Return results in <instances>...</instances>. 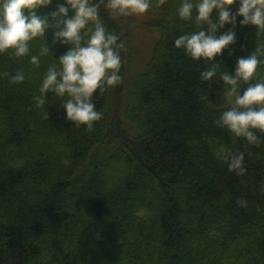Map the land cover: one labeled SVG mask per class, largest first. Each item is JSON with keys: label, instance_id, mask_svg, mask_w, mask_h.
I'll return each mask as SVG.
<instances>
[{"label": "trees", "instance_id": "16d2710c", "mask_svg": "<svg viewBox=\"0 0 264 264\" xmlns=\"http://www.w3.org/2000/svg\"><path fill=\"white\" fill-rule=\"evenodd\" d=\"M59 1L35 9L38 16L45 10L41 18L50 26L29 42L27 55L17 58L11 49L0 54V264H264V133L253 130L260 143L252 145L214 123L229 110L220 107V95L231 87L222 77L235 74L239 58L264 48V32L237 16L234 28L226 24L216 32L219 37L232 29L236 42L212 61L193 60L174 41L208 26L194 18V25L182 21L177 30L168 20L182 0L159 8L152 0L158 19L151 26L159 36L143 70L124 84L133 56H126L121 27L101 2V22L125 43L122 83L94 93L103 117L89 132L66 119L67 97L49 92L43 108L36 107L48 67H58L72 47L54 37L63 25L55 27L51 13L58 4L70 8ZM172 2L181 3L172 8ZM239 7L240 0L229 6L232 13ZM73 15L70 8L64 19ZM211 18L217 19L215 9ZM89 27L94 24L82 30V44ZM33 55L38 72H28V93L16 95L10 77L25 75L23 63ZM213 67V80L200 81V73ZM259 82L264 64L233 94ZM237 152L245 155L242 177L224 160ZM107 171L116 176L105 182ZM137 200L150 201L133 208ZM141 242L143 251L131 255Z\"/></svg>", "mask_w": 264, "mask_h": 264}, {"label": "clouds", "instance_id": "9594fccd", "mask_svg": "<svg viewBox=\"0 0 264 264\" xmlns=\"http://www.w3.org/2000/svg\"><path fill=\"white\" fill-rule=\"evenodd\" d=\"M102 0L98 3L92 0H67V5L74 10V15L68 17L69 7L64 4L57 5V11L51 17L57 20L55 27L63 25L54 37L61 43L71 44L72 47L59 57L57 65L48 67L39 89L40 96L36 97V107L43 108L45 94L52 92L55 96L67 99L63 102L66 119L75 124L77 128L86 126L91 132L94 123L102 119L103 113L96 110L92 102L94 93L99 90L103 94L107 88L118 86L122 83L119 74L122 67L121 50L125 43L119 35L109 31L101 22L99 9ZM51 0H0V54L13 50L12 54L19 58L29 53V42L44 34L50 25L47 18H41L35 9L47 6ZM235 0H182L178 8L181 20L191 21L195 10V21L198 25H207V30H199L190 34L180 35L174 41L177 49H183L193 60L205 59L212 61L214 57L222 54L229 45L236 42V33L229 29L219 37L216 32L226 24L236 25L237 16H242V25H254L258 32H264V0H240V7L236 13L230 11L229 6ZM166 4V0H155V7ZM153 6L152 0H107L106 8L120 16H141ZM24 9L30 15L24 14ZM217 11V19L213 21V10ZM94 24V29L85 32L88 36L86 43L82 44L81 32L89 23ZM47 49L42 50L46 52ZM264 48L257 47L246 58L237 60L234 75L225 74L222 79L230 85V93H235L240 81L248 83L256 74L260 65L264 64ZM30 62L39 67V58L31 56ZM4 72V77H9ZM216 76L215 67L205 69L200 73V81H212ZM25 80L23 72H17L10 77L9 82L19 84ZM236 107L224 111L214 123L227 128L237 137L245 138L250 144L260 143V137L253 131L264 133V82L250 84L242 95L236 97ZM48 119V113L43 114ZM228 170L238 177L246 174L244 166L245 155L243 152L228 153L224 156ZM65 165L71 163L64 161ZM238 204L246 202L237 200Z\"/></svg>", "mask_w": 264, "mask_h": 264}, {"label": "rangeland", "instance_id": "374dc122", "mask_svg": "<svg viewBox=\"0 0 264 264\" xmlns=\"http://www.w3.org/2000/svg\"><path fill=\"white\" fill-rule=\"evenodd\" d=\"M59 2H62V0H60ZM102 3L106 8L107 0H102ZM180 3L172 2V3H170V7L174 8V7L178 6ZM69 10H70V8H69ZM37 11H35V12H37ZM108 11L112 15V17L116 21V23L121 27L122 35L125 36L124 40L126 43V49H125L126 56L130 57V55H131V56H133V60H134V62L132 63V68H131L132 72L128 70V73L124 79V84H125L126 79L129 77V75L134 74V72L137 73V72L143 70V68L145 67L146 63L148 62V60L150 58V54H151L153 45L159 36L158 31L156 29H154L151 26V24L154 23L155 21H157L158 16L156 15V13H154L150 9L148 12H146L144 15H141V16H135V15H133V16H120V15H117L116 13L112 12L109 9H108ZM44 13H45V10L43 8H41L39 10L38 14H40L41 15L40 17H42L44 15ZM24 14L26 16H28V15H30V11H27L24 9ZM194 18H195V16H193L191 21H187V22H189L190 25H194ZM182 21H184V20H181L179 18L178 13H176V14L171 13L169 20H168V23H169V25H173V24L176 25V29L178 30L180 22H182ZM90 29H94V27H91V28L89 27L88 30H90ZM51 46H53V44H51ZM25 63L27 64V66H26L27 68L25 67V65H23L25 67L24 71H26L25 80L19 84H12L13 88H14V89H12V93H15L16 95H18V94L22 95L23 93L24 94L28 93L27 88H28V86L30 87V83L27 81V78H29L28 72H30V73H32L33 71L35 73L38 72L36 70L37 66L35 67V65H33L30 62V60H28V59L25 60L23 64H25ZM28 66H29V68H28ZM31 78H32V76H31ZM27 84H28V86H27ZM123 92H124V94H123L124 97L125 96L127 97L126 88L123 89ZM220 98H221L220 107H224L226 109L236 107V105H235L236 96L233 93H230L229 91L227 92L225 90L220 95ZM214 109L217 110L219 108L217 106H215ZM208 110H209L208 116L210 118H215L213 116V113L211 112V108H209ZM142 111L148 112V109L144 108ZM36 149L41 150V144H38ZM105 176L106 177H104L105 178L104 180H105V182H107L108 180L109 181L112 180V178H114L116 176V174L115 173L111 174V173H109V171H107ZM115 186H116V182L114 181L110 186L106 187V190L108 191L111 189V187L113 188ZM149 201L143 202V201L137 200L133 203V208H135L136 205H139L142 203H149ZM126 238H127L126 239L127 242L131 243L132 240H131L130 236L129 237L127 236ZM142 246H143L142 242H141V244H137V245L133 246L134 251L131 253V255H135L137 253L142 252L143 251ZM190 246H191V244H190ZM193 249L195 251H197L198 247H196L194 245ZM215 253H217V251H215Z\"/></svg>", "mask_w": 264, "mask_h": 264}]
</instances>
